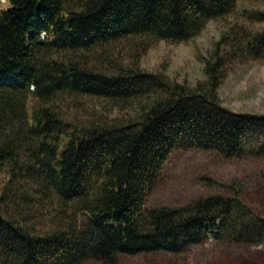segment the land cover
<instances>
[{
	"label": "trees",
	"instance_id": "trees-1",
	"mask_svg": "<svg viewBox=\"0 0 264 264\" xmlns=\"http://www.w3.org/2000/svg\"><path fill=\"white\" fill-rule=\"evenodd\" d=\"M237 2L0 1V264H115L120 253L181 254L208 239L264 244V216L237 183L232 196L145 204L176 150L264 156V113L232 110L218 93L226 63L264 59V30L246 25L264 11L244 10L220 34L194 85L139 65L156 41H188ZM126 40L131 63L117 71L78 58Z\"/></svg>",
	"mask_w": 264,
	"mask_h": 264
},
{
	"label": "rangeland",
	"instance_id": "rangeland-1",
	"mask_svg": "<svg viewBox=\"0 0 264 264\" xmlns=\"http://www.w3.org/2000/svg\"><path fill=\"white\" fill-rule=\"evenodd\" d=\"M0 1L2 7L7 5L6 0ZM244 10L264 11V0H238L233 14L223 20L209 21L197 36L188 41H156L139 56V65L146 70L162 72L170 80L194 85L204 78L200 56L208 57L220 34L228 31L231 25L243 22ZM246 25L252 30H264V22ZM129 48L127 40L119 41L103 48L101 54L79 55L78 58L93 67L114 72L131 63ZM229 49L225 45L222 53ZM218 93L222 104L232 110L264 113V59L226 63ZM27 104L31 110L36 101L29 96ZM65 104L57 102L56 107L62 109ZM203 176L213 178L217 183L208 185L201 179ZM2 179L0 174V190ZM232 183L239 186L242 199L264 216V156L227 160L213 152L197 149L176 150L170 154L163 164L160 182L148 194L145 204L147 207H177L215 193L232 196ZM82 264L107 263L89 260ZM115 264H264V244H230L208 239L181 254L120 253Z\"/></svg>",
	"mask_w": 264,
	"mask_h": 264
},
{
	"label": "built area",
	"instance_id": "built-area-1",
	"mask_svg": "<svg viewBox=\"0 0 264 264\" xmlns=\"http://www.w3.org/2000/svg\"><path fill=\"white\" fill-rule=\"evenodd\" d=\"M41 36H42V37H44V36H45V33H44V32H42V33H41Z\"/></svg>",
	"mask_w": 264,
	"mask_h": 264
}]
</instances>
